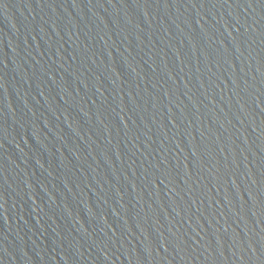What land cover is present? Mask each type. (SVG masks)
I'll use <instances>...</instances> for the list:
<instances>
[{
	"label": "water",
	"instance_id": "obj_1",
	"mask_svg": "<svg viewBox=\"0 0 264 264\" xmlns=\"http://www.w3.org/2000/svg\"><path fill=\"white\" fill-rule=\"evenodd\" d=\"M0 264H264V0H0Z\"/></svg>",
	"mask_w": 264,
	"mask_h": 264
}]
</instances>
